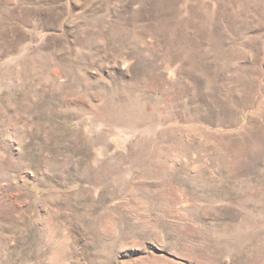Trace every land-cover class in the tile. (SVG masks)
<instances>
[{"label":"rangeland","instance_id":"374dc122","mask_svg":"<svg viewBox=\"0 0 264 264\" xmlns=\"http://www.w3.org/2000/svg\"><path fill=\"white\" fill-rule=\"evenodd\" d=\"M0 264H264V0H0Z\"/></svg>","mask_w":264,"mask_h":264},{"label":"bare ground","instance_id":"6f19581e","mask_svg":"<svg viewBox=\"0 0 264 264\" xmlns=\"http://www.w3.org/2000/svg\"><path fill=\"white\" fill-rule=\"evenodd\" d=\"M103 255V254H102ZM108 256V255H107Z\"/></svg>","mask_w":264,"mask_h":264}]
</instances>
